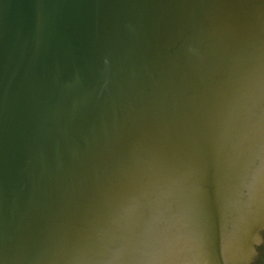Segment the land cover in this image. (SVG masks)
Masks as SVG:
<instances>
[{
  "label": "water",
  "instance_id": "95a60500",
  "mask_svg": "<svg viewBox=\"0 0 264 264\" xmlns=\"http://www.w3.org/2000/svg\"><path fill=\"white\" fill-rule=\"evenodd\" d=\"M262 229L264 0H0V264H247Z\"/></svg>",
  "mask_w": 264,
  "mask_h": 264
},
{
  "label": "flooded vegetation",
  "instance_id": "af4514ba",
  "mask_svg": "<svg viewBox=\"0 0 264 264\" xmlns=\"http://www.w3.org/2000/svg\"><path fill=\"white\" fill-rule=\"evenodd\" d=\"M250 264H264V239H262L261 244L258 246L257 255Z\"/></svg>",
  "mask_w": 264,
  "mask_h": 264
},
{
  "label": "snow or ice",
  "instance_id": "6c2138e0",
  "mask_svg": "<svg viewBox=\"0 0 264 264\" xmlns=\"http://www.w3.org/2000/svg\"><path fill=\"white\" fill-rule=\"evenodd\" d=\"M191 235H192L193 244L199 246L200 245L199 237L195 233H192Z\"/></svg>",
  "mask_w": 264,
  "mask_h": 264
},
{
  "label": "rangeland",
  "instance_id": "374dc122",
  "mask_svg": "<svg viewBox=\"0 0 264 264\" xmlns=\"http://www.w3.org/2000/svg\"><path fill=\"white\" fill-rule=\"evenodd\" d=\"M264 233V232H263ZM262 238L264 239V236L262 235Z\"/></svg>",
  "mask_w": 264,
  "mask_h": 264
}]
</instances>
